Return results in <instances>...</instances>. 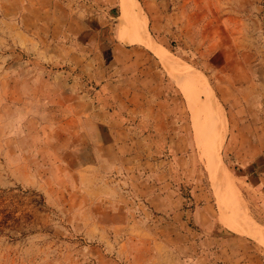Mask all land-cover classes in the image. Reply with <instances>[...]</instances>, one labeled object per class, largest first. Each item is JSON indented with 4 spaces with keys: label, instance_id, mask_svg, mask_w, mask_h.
Listing matches in <instances>:
<instances>
[{
    "label": "rangeland",
    "instance_id": "1",
    "mask_svg": "<svg viewBox=\"0 0 264 264\" xmlns=\"http://www.w3.org/2000/svg\"><path fill=\"white\" fill-rule=\"evenodd\" d=\"M251 166L264 0H0V264H264Z\"/></svg>",
    "mask_w": 264,
    "mask_h": 264
},
{
    "label": "crops",
    "instance_id": "2",
    "mask_svg": "<svg viewBox=\"0 0 264 264\" xmlns=\"http://www.w3.org/2000/svg\"><path fill=\"white\" fill-rule=\"evenodd\" d=\"M257 167V165L255 164ZM251 166V169L249 170V173H246V175L243 177V184L242 186L243 190L245 192L253 193L256 197H261L263 199L261 208V213L264 214V181L262 180V177L260 175V171L255 167ZM260 212V211H259Z\"/></svg>",
    "mask_w": 264,
    "mask_h": 264
},
{
    "label": "bare ground",
    "instance_id": "3",
    "mask_svg": "<svg viewBox=\"0 0 264 264\" xmlns=\"http://www.w3.org/2000/svg\"><path fill=\"white\" fill-rule=\"evenodd\" d=\"M234 191V190H233Z\"/></svg>",
    "mask_w": 264,
    "mask_h": 264
}]
</instances>
